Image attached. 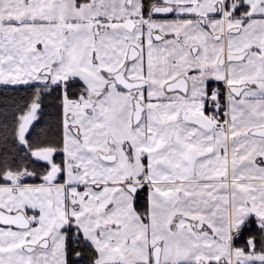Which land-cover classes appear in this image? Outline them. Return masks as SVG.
Wrapping results in <instances>:
<instances>
[{
  "label": "snow or ice",
  "instance_id": "1",
  "mask_svg": "<svg viewBox=\"0 0 264 264\" xmlns=\"http://www.w3.org/2000/svg\"><path fill=\"white\" fill-rule=\"evenodd\" d=\"M0 264H264V0H0Z\"/></svg>",
  "mask_w": 264,
  "mask_h": 264
}]
</instances>
